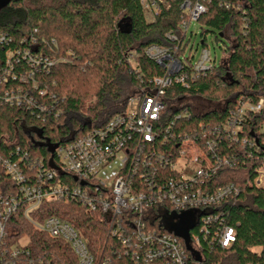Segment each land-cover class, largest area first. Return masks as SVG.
<instances>
[{"label":"built area","instance_id":"obj_1","mask_svg":"<svg viewBox=\"0 0 264 264\" xmlns=\"http://www.w3.org/2000/svg\"><path fill=\"white\" fill-rule=\"evenodd\" d=\"M170 1L140 3L150 13L159 6L167 7ZM180 8L181 37L168 32L165 39L169 46L151 44L144 50L163 74L140 80L121 111L105 123L57 145L56 164L29 156L17 143L13 145L14 159L0 154V264H54L30 249L28 237L19 234L18 222H14L18 215L48 237L65 242L78 264H186L189 249L166 227L187 213L196 222L189 231L190 250L199 257H203L200 235L222 248L234 241L235 229L218 219L223 203L238 195L241 188L233 183L216 185L215 179L220 169L235 165V154L247 158L256 154L258 163L251 183L264 189V121L260 133H245L250 131V116L262 111L264 98L254 102L240 96L225 108L221 121L199 122L189 133L174 131L175 122L190 112L183 107L184 100H170L168 90L174 85L189 87L195 77L215 64L207 48H202L197 60L191 48L187 54L186 48L183 54L178 53L189 23L206 10L203 0H184ZM9 40L0 32V44ZM31 44L36 41L32 39ZM15 51L29 67L19 77L23 83L35 72H48L57 61L41 51ZM66 54L71 55V51ZM12 66L4 75L14 80ZM32 86L37 88L35 81ZM24 87L8 86L3 77L0 103L21 107L38 117L50 109ZM37 92L39 96L45 94L44 90ZM159 136L160 147L153 148ZM225 144L229 150L224 153ZM114 159L120 166L111 181L103 182L98 172ZM60 201L78 203L95 213L106 227L108 246L92 252L73 224L46 213Z\"/></svg>","mask_w":264,"mask_h":264},{"label":"trees","instance_id":"obj_2","mask_svg":"<svg viewBox=\"0 0 264 264\" xmlns=\"http://www.w3.org/2000/svg\"><path fill=\"white\" fill-rule=\"evenodd\" d=\"M183 1L172 0L167 7L159 6L150 13L140 0H12L1 8L0 32L10 40L0 44V80L4 77L14 88L26 85L34 99L51 107L38 117L21 107L0 103V154L14 159L13 145L17 143L29 156L56 164L57 145L120 112L131 95L127 92L139 87L140 80L163 74L144 50L151 44L169 46L165 39L168 32L181 37ZM203 4L206 10L197 19L201 23L200 44L205 46L210 33L214 42H222L226 57L195 77L189 87L174 85L168 90L167 97L184 100L183 107L190 112L175 122L178 133L191 132L199 122L221 121L225 108L240 96L254 102L264 98V0H203ZM187 43L181 42L179 54L184 53ZM23 49L41 51L57 61L48 72H35L23 83L19 77L29 67L15 53ZM9 65H13L10 72L16 75L14 80L4 75ZM38 90L45 94L37 95ZM85 99L89 101L85 103ZM263 121L264 107L250 116L246 135L260 133ZM160 130L163 132V127ZM160 137L153 148L160 147ZM226 150L225 144L222 151ZM235 156V165L220 169L215 179L216 185L233 183L241 188L238 195L223 203L218 219L235 229L234 241L222 248L200 235L203 257L189 250L186 264H264V189L251 183L258 160L256 154L251 158L242 153ZM46 213L73 224L92 252L105 249L110 242L99 217L78 203L60 201ZM14 222H18L19 234L28 237L30 249L46 261L78 264L65 242L48 237L19 215Z\"/></svg>","mask_w":264,"mask_h":264},{"label":"rangeland","instance_id":"obj_3","mask_svg":"<svg viewBox=\"0 0 264 264\" xmlns=\"http://www.w3.org/2000/svg\"><path fill=\"white\" fill-rule=\"evenodd\" d=\"M147 19H149L147 17ZM200 31H201V23L197 21H192L188 25V30L186 34V40H187V47H186V53H188V49L191 47V52L193 55V59L197 60L199 58L200 52L202 48H207L209 50L211 58L215 61L216 64H218L222 57H223V44L221 41L214 42L213 36L210 33H207L205 46L200 44ZM226 55H224L223 58H225ZM129 90V89H128ZM127 91V90H126ZM131 91H128L127 94H131ZM126 94V92H125ZM89 100L85 99V103H87ZM120 163L117 159L111 160L104 168H102L98 172V177L103 182L111 181L113 178V175L119 168ZM181 218H179L180 221ZM179 221H176V224L179 223Z\"/></svg>","mask_w":264,"mask_h":264},{"label":"water","instance_id":"obj_4","mask_svg":"<svg viewBox=\"0 0 264 264\" xmlns=\"http://www.w3.org/2000/svg\"><path fill=\"white\" fill-rule=\"evenodd\" d=\"M10 1L12 0H0V9L9 4ZM195 224L196 222L194 221L193 217L187 213L181 217L179 223L167 225L166 229L167 231L172 232L176 236L182 238L185 242L186 248L190 250L189 231L193 229Z\"/></svg>","mask_w":264,"mask_h":264}]
</instances>
